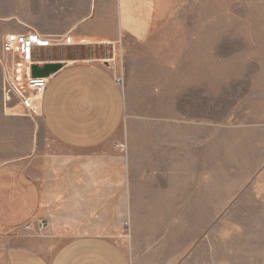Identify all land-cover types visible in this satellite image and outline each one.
<instances>
[{
    "label": "rangeland",
    "instance_id": "374dc122",
    "mask_svg": "<svg viewBox=\"0 0 264 264\" xmlns=\"http://www.w3.org/2000/svg\"><path fill=\"white\" fill-rule=\"evenodd\" d=\"M28 1L0 0V162L19 160L44 208L26 234L50 249L105 236L132 264H264V0H158L146 43L33 51L39 68L85 61L123 80L129 176L94 164L90 178L12 79L4 44L34 34H19ZM128 190L149 208L128 210Z\"/></svg>",
    "mask_w": 264,
    "mask_h": 264
},
{
    "label": "crops",
    "instance_id": "0c3cea01",
    "mask_svg": "<svg viewBox=\"0 0 264 264\" xmlns=\"http://www.w3.org/2000/svg\"><path fill=\"white\" fill-rule=\"evenodd\" d=\"M28 2L25 26L19 34L34 33L49 47L65 50L109 49L125 38L146 43L158 0ZM116 79L99 64L69 62L47 77L39 99L44 129L69 152L71 162L80 165L84 178L93 176L94 164L103 165L102 170L118 164L119 173L129 176L133 149L122 137L126 102L123 84ZM183 82L182 90H189V81ZM123 147L126 150H121ZM17 161L0 162V264H132L126 252L105 236H77L54 249L46 246V240L28 236L26 227L43 214L42 194L35 179ZM139 195L127 191L128 210L149 208L142 206L145 197ZM191 200L183 196L177 203ZM156 204H165V200L152 203L153 208H158Z\"/></svg>",
    "mask_w": 264,
    "mask_h": 264
},
{
    "label": "built area",
    "instance_id": "2783aa9c",
    "mask_svg": "<svg viewBox=\"0 0 264 264\" xmlns=\"http://www.w3.org/2000/svg\"><path fill=\"white\" fill-rule=\"evenodd\" d=\"M47 46H49L47 42L35 34H11L7 37L4 44V48L10 52L12 56H17L19 59V62L13 66L12 79L16 82L24 83L26 88L39 97H41L45 91L47 78L32 77L31 68L33 65H36V62L33 61V51ZM116 82L119 85L123 84L121 78H117Z\"/></svg>",
    "mask_w": 264,
    "mask_h": 264
},
{
    "label": "water",
    "instance_id": "95a60500",
    "mask_svg": "<svg viewBox=\"0 0 264 264\" xmlns=\"http://www.w3.org/2000/svg\"><path fill=\"white\" fill-rule=\"evenodd\" d=\"M62 65L46 64L42 68H38L36 65H33L31 68V75L34 78H47L52 73L58 71Z\"/></svg>",
    "mask_w": 264,
    "mask_h": 264
},
{
    "label": "bare ground",
    "instance_id": "6f19581e",
    "mask_svg": "<svg viewBox=\"0 0 264 264\" xmlns=\"http://www.w3.org/2000/svg\"><path fill=\"white\" fill-rule=\"evenodd\" d=\"M39 104V103H38Z\"/></svg>",
    "mask_w": 264,
    "mask_h": 264
}]
</instances>
